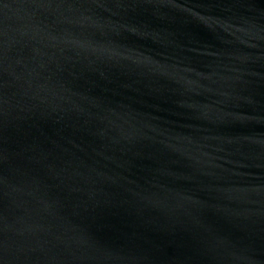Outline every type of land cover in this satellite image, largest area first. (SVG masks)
<instances>
[{
  "label": "water",
  "instance_id": "1",
  "mask_svg": "<svg viewBox=\"0 0 264 264\" xmlns=\"http://www.w3.org/2000/svg\"><path fill=\"white\" fill-rule=\"evenodd\" d=\"M0 264H264V0H0Z\"/></svg>",
  "mask_w": 264,
  "mask_h": 264
}]
</instances>
